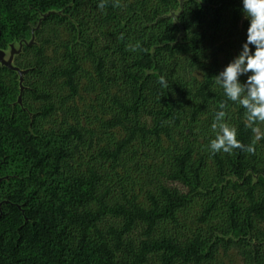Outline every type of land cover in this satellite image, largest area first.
<instances>
[{
	"label": "trees",
	"instance_id": "obj_1",
	"mask_svg": "<svg viewBox=\"0 0 264 264\" xmlns=\"http://www.w3.org/2000/svg\"><path fill=\"white\" fill-rule=\"evenodd\" d=\"M178 4L0 0L1 48L38 24L39 37L49 26L70 32L25 47L23 83L0 63V264H216L232 247L245 264H264V123L254 126L256 140L214 77L238 54L248 24L240 0H185L170 16ZM222 102L242 146L256 140L254 153L208 147ZM90 123L124 135L97 151ZM161 157L141 202L135 177L120 169ZM196 200L202 225L172 234Z\"/></svg>",
	"mask_w": 264,
	"mask_h": 264
},
{
	"label": "clouds",
	"instance_id": "obj_2",
	"mask_svg": "<svg viewBox=\"0 0 264 264\" xmlns=\"http://www.w3.org/2000/svg\"><path fill=\"white\" fill-rule=\"evenodd\" d=\"M199 3H203V0H199ZM240 5L242 17L248 24L246 39L238 54L214 75L215 85L223 90L227 101L243 107L247 126L259 133L260 129L254 126L264 123V0H240ZM103 6L101 3L100 7ZM129 47L135 52L140 49V44ZM219 108L211 125L215 138L208 147L212 153H230L244 146L237 139L236 127L225 122L226 102H222ZM259 139L260 135H257L256 140ZM256 140L244 150L254 153Z\"/></svg>",
	"mask_w": 264,
	"mask_h": 264
},
{
	"label": "rangeland",
	"instance_id": "obj_3",
	"mask_svg": "<svg viewBox=\"0 0 264 264\" xmlns=\"http://www.w3.org/2000/svg\"><path fill=\"white\" fill-rule=\"evenodd\" d=\"M185 0H178L177 6L175 5L173 9L169 12V15L172 17H177L179 13L182 10V5ZM129 2H135V0H129ZM158 0H153V4H156ZM59 14H63L62 11H56ZM43 18L45 15L42 16ZM40 24H38L37 27H35L33 34L22 40L13 41L9 44V46L4 49L0 47V63L1 64H9L12 68L17 70V72L20 75L21 83H23V77L24 74L27 72L26 69L21 68L20 63H26L27 59H29V55L26 54V46H32L35 44H39V39H43V37H50L53 41L59 43L61 40H67L70 38V32L69 29L66 26H55L54 31H56V34L52 30L53 26H49L46 28V30L41 31L40 37L37 34V30L40 29ZM223 39L220 37L216 41H209V53L217 51V49L223 45ZM51 48L49 49V54H52V50H54V46L51 45ZM221 58L224 59V54H221ZM89 63H86V68H89ZM196 77L202 78V73L200 71L195 72ZM82 83H86V80H82ZM22 89L24 90V85L22 84ZM85 95V94H84ZM21 104H23V98L20 97ZM83 104V101H79V104ZM39 104H36V106ZM83 109V105L81 107ZM91 110V109H90ZM90 114L93 115L94 111H90ZM101 114V113H100ZM102 115V114H101ZM88 126H91L95 130H97V133L99 135L98 138V145L96 147L97 151L104 147L107 144H112L114 140L122 138L123 132L121 130H112L110 132H103L101 128L98 125L89 124ZM260 132L258 133V135ZM163 146L165 150H168L170 147V144L167 141L163 142ZM151 155V154H150ZM152 157V155H151ZM163 158H158L155 160V162H152V160H128L124 167L120 169L121 174L125 176L130 175L134 176V184L135 190L137 193H139L140 201L145 202V192L148 188L151 187V182H154L158 179V167L164 163ZM132 181V178H131ZM202 201L196 200L190 207L187 208L184 212H182L179 216L180 220V227H174L173 225H169V230L172 234L178 236V237H187L193 235L194 231L197 230L196 225H202L199 222V217L202 215ZM216 264H245L244 257L239 252V250L235 247H232L228 251L221 250L217 256Z\"/></svg>",
	"mask_w": 264,
	"mask_h": 264
},
{
	"label": "water",
	"instance_id": "obj_4",
	"mask_svg": "<svg viewBox=\"0 0 264 264\" xmlns=\"http://www.w3.org/2000/svg\"><path fill=\"white\" fill-rule=\"evenodd\" d=\"M3 65H6V66H8V67L12 68V67H11L9 64H4V63H3ZM13 69H14V68H13Z\"/></svg>",
	"mask_w": 264,
	"mask_h": 264
}]
</instances>
